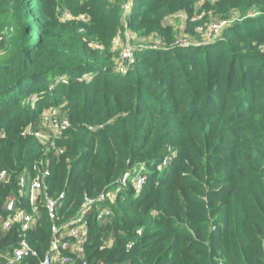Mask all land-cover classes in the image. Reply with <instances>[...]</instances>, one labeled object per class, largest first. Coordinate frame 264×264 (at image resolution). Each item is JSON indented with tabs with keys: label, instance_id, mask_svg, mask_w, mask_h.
Masks as SVG:
<instances>
[{
	"label": "trees",
	"instance_id": "1",
	"mask_svg": "<svg viewBox=\"0 0 264 264\" xmlns=\"http://www.w3.org/2000/svg\"><path fill=\"white\" fill-rule=\"evenodd\" d=\"M125 2L0 0V170L8 173L0 224L18 178L29 182L39 160L49 172L47 195L63 194L56 224L73 219L84 198L114 192L142 164L138 193L120 189L101 221L95 210L104 205L89 211L85 264H264V0H131L129 37L147 43L118 75L111 48L124 31ZM232 12L238 19L221 40L151 48L177 37L165 26L173 14H185L191 35ZM48 108L70 122L55 141L61 155L21 136ZM20 205L30 211L24 198ZM37 210L27 235L37 258L26 264H38L50 245L41 195ZM17 237V226L0 229V256Z\"/></svg>",
	"mask_w": 264,
	"mask_h": 264
},
{
	"label": "built area",
	"instance_id": "2",
	"mask_svg": "<svg viewBox=\"0 0 264 264\" xmlns=\"http://www.w3.org/2000/svg\"><path fill=\"white\" fill-rule=\"evenodd\" d=\"M130 1L127 0L122 5L121 16L124 18L123 33H118L113 39V45L119 47V55L114 63L115 73L118 75H125L135 62V48L130 43L129 32L127 31L126 16L130 11ZM213 3L219 0H205ZM174 17L186 24L187 17L185 14L176 13ZM203 17L194 15L189 21L191 23L198 22ZM69 13H65L63 19H70ZM238 19L237 12H232L230 19L220 21H208L198 24L193 29V34L190 37L175 38L172 42L161 41L153 44L152 49H166L169 47H190L211 44L221 40L223 29L230 23ZM82 20H84L82 18ZM189 35V34H188ZM125 40H124V39ZM3 36L0 35V41ZM125 42V43H124ZM35 97H29L27 103L33 105ZM70 127L68 119L61 114L58 109L48 108L41 113L40 123L37 128L31 125L27 126L21 131L23 137H33L44 148V151H54L57 154H63V149L57 148L55 141ZM93 130L94 128L89 127ZM2 135L0 134V138ZM168 158L162 161L165 166ZM46 163L39 160L34 165L35 175L28 182L24 176L18 178L17 196L6 201L5 211L6 218L0 224V229L3 233L9 231L12 227H18V237L16 246L8 255L0 256L2 264H26V260L30 258H37V252L31 248L28 243V232L36 225L35 216L38 213L37 202L39 195L42 196V203L45 208L49 220L52 222L57 218V204L58 200L63 197L54 199L47 195L44 179L49 175ZM144 166L139 164L132 168V173L127 175L120 186L114 192L100 193L94 198L86 197L83 200L82 206L79 208L75 217L66 222L56 224L52 222L50 227L51 240L50 245L46 249L44 255L38 258V264H80L84 260L83 246L87 241L88 236V218L87 215L90 210L96 205H104L95 210V216L98 221L103 220L111 214V211L106 208L107 204L114 203L120 189L132 188L135 193H138L143 183L145 182ZM8 182V173L6 170H0V184ZM24 198L30 211H27L20 205V199ZM140 231H138V234ZM130 245H127L129 248ZM82 264H85L84 262ZM215 264H224L222 261L216 260Z\"/></svg>",
	"mask_w": 264,
	"mask_h": 264
},
{
	"label": "rangeland",
	"instance_id": "3",
	"mask_svg": "<svg viewBox=\"0 0 264 264\" xmlns=\"http://www.w3.org/2000/svg\"><path fill=\"white\" fill-rule=\"evenodd\" d=\"M165 26L167 28H173V30L176 29V31H177V38L190 37L192 35V34L191 35L190 34L189 35L188 34H184V31L186 29L185 28V23L184 22H181L179 19L175 18L174 17V14L165 20ZM131 39H130V43L133 44V46L135 47V49H136V46L141 45V43H147V42H142V40H143L142 38H136V35L133 36ZM150 41L153 42V38H150L149 42ZM156 43L157 42H155L154 44H156ZM111 51L112 52L115 51V57H114V61H113V64H114L115 61L118 58V55H119V47L113 45L112 48H111Z\"/></svg>",
	"mask_w": 264,
	"mask_h": 264
}]
</instances>
